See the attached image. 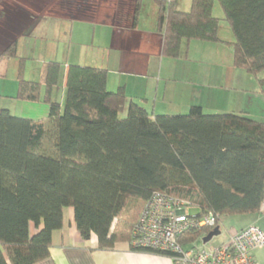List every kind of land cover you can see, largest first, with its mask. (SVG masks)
Instances as JSON below:
<instances>
[{"label":"trees","instance_id":"obj_1","mask_svg":"<svg viewBox=\"0 0 264 264\" xmlns=\"http://www.w3.org/2000/svg\"><path fill=\"white\" fill-rule=\"evenodd\" d=\"M216 1L223 18L213 14ZM157 5L163 55L179 57L184 40L225 43L233 65L264 86V0H192L189 11L166 0ZM140 7L137 0L136 22ZM222 20L232 30L231 42L220 38ZM20 35L0 47V77L3 63L15 60V98L47 103L50 110L48 123L0 110V264L47 259L66 208L73 210L82 238L95 235L101 248L130 244L136 221L122 231L116 223L155 191L198 208L192 215L218 217L213 227L187 232L182 243L203 239L224 218L260 211L263 121L245 112H205L200 105L187 113L157 114L134 101L127 104L124 87L109 90L108 69L81 64L69 65L61 103L56 92L62 63L50 60L42 79H26Z\"/></svg>","mask_w":264,"mask_h":264},{"label":"crops","instance_id":"obj_2","mask_svg":"<svg viewBox=\"0 0 264 264\" xmlns=\"http://www.w3.org/2000/svg\"><path fill=\"white\" fill-rule=\"evenodd\" d=\"M12 7L0 0V47L6 38L19 37L18 52L23 57L25 39L31 38L29 47L35 46V33L47 19L59 24L56 32L57 45L70 43L76 46L75 59H68L62 66L61 92L56 97L64 102L65 81L70 64L91 65L108 69L107 86L115 91L124 87L127 104L134 101L157 114H176L200 105L205 112H245L252 118L264 122V86L261 87L252 74L239 72L232 62V48L225 43L184 40L179 57L162 54L163 31L158 25V1L141 0V7L135 21L137 0H10ZM26 1V2H24ZM182 11H189L192 0H166ZM6 4V5H5ZM217 2L213 14L217 13ZM6 7L5 9H1ZM143 9L148 10V21L142 24ZM91 27L92 42L88 43ZM219 31L222 40L231 42L234 35L223 29ZM226 29V28H225ZM228 32V30H226ZM49 34V32H46ZM47 39V38H46ZM56 41V39H55ZM55 44V42H53ZM224 44V45H223ZM200 51V55H192ZM210 58L219 70L194 68L196 58ZM58 61V60H57ZM60 62V61H59ZM85 62V63H82ZM5 67L3 70L2 68ZM224 68L221 70V68ZM0 77V110L19 106V116L48 123L50 107L44 102H19L10 105L2 102L5 97H15V91L6 90L2 83L5 77L16 78L17 62L3 63ZM227 68V69H226ZM10 69V70H9ZM11 71V72H10ZM229 75V76H228ZM264 76V73L261 74ZM43 71L40 73L42 79ZM214 76V77H213ZM26 79L30 77L25 74ZM39 79V80H40ZM17 80V79H16ZM35 80V79H30ZM17 83V84H16ZM225 234L217 243L203 246L211 249L226 241L234 230L256 224L264 230V201L258 213L232 216ZM221 229V226H220ZM222 233V230H221ZM253 259L264 264V248L251 253ZM36 264H176L167 255L132 249L129 242L117 243L111 248H101L98 239L92 235L85 240L80 235L71 208L64 211V224L52 236L50 256Z\"/></svg>","mask_w":264,"mask_h":264},{"label":"built area","instance_id":"obj_3","mask_svg":"<svg viewBox=\"0 0 264 264\" xmlns=\"http://www.w3.org/2000/svg\"><path fill=\"white\" fill-rule=\"evenodd\" d=\"M190 208L183 199L153 192L132 227L130 246L171 252L176 264H260L251 255L264 248V230L256 224L234 230L226 241L211 249L197 242L182 243L187 232L213 227L218 218L212 212L192 215Z\"/></svg>","mask_w":264,"mask_h":264},{"label":"rangeland","instance_id":"obj_4","mask_svg":"<svg viewBox=\"0 0 264 264\" xmlns=\"http://www.w3.org/2000/svg\"><path fill=\"white\" fill-rule=\"evenodd\" d=\"M6 1L9 6L11 4H13V1L10 0H4ZM26 2V1H24ZM217 2V9L216 12L217 13H223V9L220 5V3L218 1ZM6 5V4H5ZM12 7V11L15 12V6H10ZM6 7L3 6V8L1 9H5ZM16 13V12H15ZM149 17V13L148 10L143 9V13H142V24L146 23V21H148ZM48 21H44L45 23H43L42 27H40V29H38V31L35 33V37L37 40H35V46H31L29 47V41L31 42V38H26L25 39V46H24V53L26 55H29L28 57H26V62H25V68H24V75L27 74L28 77H30V79H35V80H39L40 79V73L41 71L44 69L45 64L50 61V60H58L62 63V66L66 63V61L68 59H75V55H76V46H72L70 43H62L61 45H57L58 42V38L56 37V32L58 30V26L59 24L57 23V21H54V19H47ZM222 24H224L225 28L223 29L225 35L227 33L232 34V30L230 29V27L228 26V24L222 20ZM226 30H228V32H226ZM46 32H49V34H46ZM92 37H93V27H91V31L89 36H87V41L88 43L92 42ZM47 38V39H46ZM56 39V41H55ZM195 40V39H194ZM197 40V39H196ZM55 42V44L53 43ZM199 42H203L202 40H199ZM207 42V44H209L208 46H210L211 43H215V42H210V41H204ZM224 45V44H223ZM194 53L192 55L194 56H198L200 55V51H193ZM212 59L210 58H196L195 62L191 63L192 66H194V68H204V69H211V70H219L218 67H215L214 64L212 63ZM85 63V62H82ZM5 67L2 68V70ZM224 69L223 67L221 68V70ZM227 69V68H226ZM10 70V69H9ZM239 72H243V74H246V72L244 71L245 69L241 68L239 69ZM11 72V71H10ZM229 76V75H228ZM214 77V76H213ZM16 78H12L11 75L6 76L5 77V81H2V83H4L6 85V90L10 91V89H12L13 91H15V82H16ZM17 84V83H16ZM61 92V86L58 89V94H60ZM18 99H16L15 97H5V99H3L2 102H5L6 104H10V105H14L13 103L15 101H17ZM19 102H34V101H24V100H18ZM40 102V101H39ZM21 108L19 106L17 107H13V111H17V115L21 112ZM189 110L185 111V112H179V113H187ZM125 116V114H122V117ZM44 147L50 152L52 151V142L49 138H47L45 140L44 143ZM136 204V203H135ZM144 202H139L137 205L132 206V209L130 210V212H128L125 216V218L123 220H119L116 223V230L122 231V230H126L128 229V227L131 226V223L135 222L141 212V209L143 208ZM199 210L198 208H192L190 210L191 213H197ZM228 218H224V222L221 225V230L222 233L220 235L214 236L210 241L203 243L202 238L198 239L197 245L200 246H211L215 243L218 242V240H221V238L223 237V235L225 234V231L228 230L227 228L230 226H234L233 224H229L230 222L227 221ZM207 248V247H206Z\"/></svg>","mask_w":264,"mask_h":264},{"label":"water","instance_id":"obj_5","mask_svg":"<svg viewBox=\"0 0 264 264\" xmlns=\"http://www.w3.org/2000/svg\"><path fill=\"white\" fill-rule=\"evenodd\" d=\"M221 229L220 226H216L211 232L205 235L202 239L203 243L210 241L214 236L220 235Z\"/></svg>","mask_w":264,"mask_h":264}]
</instances>
